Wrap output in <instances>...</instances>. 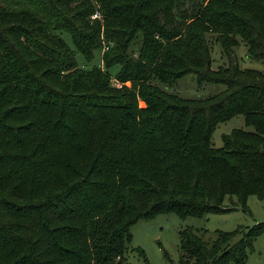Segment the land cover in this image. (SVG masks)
<instances>
[{
    "label": "trees",
    "instance_id": "1",
    "mask_svg": "<svg viewBox=\"0 0 264 264\" xmlns=\"http://www.w3.org/2000/svg\"><path fill=\"white\" fill-rule=\"evenodd\" d=\"M239 39L264 62V0H0V264H124L141 219L249 213L264 198V71L239 67ZM96 51L101 65L77 63ZM189 73L225 88L156 84ZM237 115L252 130L212 146ZM214 233L180 230L172 264H246L264 219Z\"/></svg>",
    "mask_w": 264,
    "mask_h": 264
},
{
    "label": "rangeland",
    "instance_id": "2",
    "mask_svg": "<svg viewBox=\"0 0 264 264\" xmlns=\"http://www.w3.org/2000/svg\"><path fill=\"white\" fill-rule=\"evenodd\" d=\"M66 40L68 41L67 38ZM210 45L212 68H217L219 64L225 65L226 58L222 53L220 44L212 40ZM234 51L241 69L252 68L264 71V62L247 57L246 46L242 40L239 39V44L234 47ZM100 54L101 52L96 51L95 59L87 65L84 64L81 56L77 54L75 57L79 65L89 68L93 64L101 65ZM110 72L113 76L115 68L111 69ZM156 84L166 88L168 92L188 99L206 98L225 88L223 84L206 82L198 84L193 73L178 79L174 87H164L158 82ZM140 105H143V102H140ZM234 128L252 130V127L245 125L242 115L234 116L216 126L212 134V146H222V135L229 133ZM225 203H229L227 197ZM247 205L250 210L249 213L237 206L235 209L221 214L209 213L204 216L180 217L173 212H167L157 214L151 219H141L131 226L132 240L126 244L124 264L144 263V257L137 249H142L145 252L149 264L178 263L181 254H183L179 246L180 230L193 229L204 240L210 241L215 237V230L231 231L239 225L251 226L264 219V198L260 199L255 195H250ZM246 264H264V234L259 235L254 241L252 249L248 251Z\"/></svg>",
    "mask_w": 264,
    "mask_h": 264
}]
</instances>
